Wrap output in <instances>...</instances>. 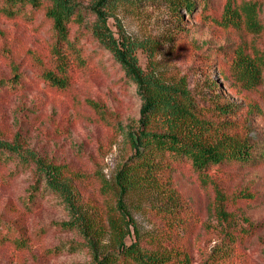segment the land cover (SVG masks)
Listing matches in <instances>:
<instances>
[{
  "label": "rangeland",
  "instance_id": "rangeland-1",
  "mask_svg": "<svg viewBox=\"0 0 264 264\" xmlns=\"http://www.w3.org/2000/svg\"><path fill=\"white\" fill-rule=\"evenodd\" d=\"M73 1L84 21L69 33L73 49L64 52V91L42 79L43 71L59 72L44 11L0 16V142L16 151V160L4 154L0 163V264H131L109 233L108 217L117 215L115 177L133 154L142 99L97 40L96 9L107 34L143 76L184 86L203 113L234 109L216 119L245 121L250 139L264 151V101L236 83L230 67L232 51L264 55V0H196L191 13L171 0ZM253 4L260 33L245 24ZM216 175L208 182L189 165L176 168L171 181L178 204L155 195L122 196L119 216L130 233L125 245L149 250L148 240L160 238L172 241L168 249L186 246L192 264H226L229 243H235L236 257L227 263L264 264V165ZM34 187L41 196L28 212L24 204ZM226 195L241 198L226 209ZM171 208L173 214H166Z\"/></svg>",
  "mask_w": 264,
  "mask_h": 264
},
{
  "label": "trees",
  "instance_id": "trees-1",
  "mask_svg": "<svg viewBox=\"0 0 264 264\" xmlns=\"http://www.w3.org/2000/svg\"><path fill=\"white\" fill-rule=\"evenodd\" d=\"M171 2L174 7H183L189 13L196 6V0ZM254 5L246 9L245 24L252 33H260L262 26L255 15ZM34 10H43L45 18L51 24L52 54L56 58V69L59 70L43 71L42 79L49 87L64 91L68 85V77L64 74V52L73 49V44L69 42V33L73 25L83 23L84 12L73 0H0V16L7 19L22 18L28 11ZM93 12L98 22L94 31L97 40L124 67L126 76L135 84L142 99L140 127L134 137H131L133 154L115 177L117 202L114 203L113 210L117 215L112 216L111 208L112 214L108 217L109 233L117 246L122 247L121 257L127 258L131 264H192L186 246L177 250L172 245L167 248L168 244H173L172 241L149 239V250L137 243L125 245L124 240L130 233L128 224L119 216L120 198L126 194L155 195L178 204L180 195L171 181V175L176 168L189 165L194 175L212 182L216 180L213 176L231 168L251 169L263 166L264 151L250 139V129L245 121L216 119L231 115L234 109L214 108L212 112L203 113L195 108L184 86L165 85L143 76L135 61H128L117 47L116 41L107 34L102 12L99 9ZM231 55L230 67L234 81L246 90L255 92L264 101V91L258 92L264 71V55L250 58L241 50L232 51ZM16 76L14 75L15 79L11 84L16 81ZM257 114L260 115L261 112L257 111ZM11 152H16L13 146L0 142V163L5 160L4 154L13 158ZM40 196L38 188L34 187L24 204L28 212L36 208ZM240 198V195H226V209L228 202L231 201L232 206H236L235 202ZM242 199L251 201L247 196ZM173 206L176 210H184V207L178 209V205ZM173 210L174 208L168 209L165 213L173 214ZM58 226L66 225L63 223ZM245 234L242 237L247 241L255 234L254 228L245 231ZM229 244L232 250L226 251V264L234 261L238 250L235 243Z\"/></svg>",
  "mask_w": 264,
  "mask_h": 264
}]
</instances>
